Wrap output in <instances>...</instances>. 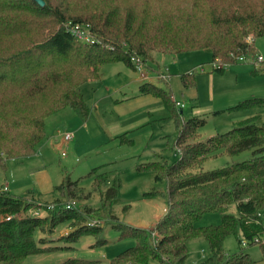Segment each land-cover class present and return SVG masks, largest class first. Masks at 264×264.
Here are the masks:
<instances>
[{"label": "trees", "instance_id": "obj_1", "mask_svg": "<svg viewBox=\"0 0 264 264\" xmlns=\"http://www.w3.org/2000/svg\"><path fill=\"white\" fill-rule=\"evenodd\" d=\"M0 0V168L5 162L34 154L46 137L44 121L63 108H71L85 120L90 109L79 89L87 80L97 79L103 64L121 61L133 69L130 54L143 60L152 52L179 53L206 50L212 62L232 63L234 56L253 52L247 37L264 35V0ZM89 26L95 41L81 42L71 36L64 23ZM222 72L223 65L213 67ZM194 73L180 74L182 86L194 83ZM139 92L162 100L177 127L175 147L178 158L142 162L137 170L153 172L155 182L166 183L165 213L153 229L159 235L155 244L150 228L117 222L112 225L120 237L133 239V245L111 258L110 264H186L188 243L205 241V257L195 264H252L240 246L256 243L264 251V97L251 96L225 109L254 114L239 119L229 130L197 140L205 119L197 116L180 122L179 112L168 91L145 81ZM118 138L131 144L126 133ZM250 150L245 160L204 170L203 162L220 152L235 155ZM93 167L92 188L100 194L98 207L81 211L66 209L65 203L42 217L22 216L4 219L36 205V200L0 189V264H22L32 254L57 249L44 246L39 232H52L61 223L76 225L86 218L116 219L113 204L121 187L116 173ZM77 181L63 180L55 185L59 195L74 196ZM73 190V191H72ZM151 193H157L153 190ZM60 196V197H61ZM57 202L59 198L55 199ZM231 205L235 213L228 212ZM217 212L220 222L200 226L203 214ZM100 229L79 226L66 240L84 234L97 238ZM233 235L238 249L226 253L224 239ZM101 238V237H100ZM98 239V238H97ZM101 238L93 245L101 244Z\"/></svg>", "mask_w": 264, "mask_h": 264}, {"label": "rangeland", "instance_id": "obj_2", "mask_svg": "<svg viewBox=\"0 0 264 264\" xmlns=\"http://www.w3.org/2000/svg\"><path fill=\"white\" fill-rule=\"evenodd\" d=\"M253 38V52L245 53V57L260 54L264 60V35ZM153 57L160 66H158L159 72L170 77L166 80L170 81L173 98L183 104L176 110L181 111L179 112L180 122L193 116L205 119V123L198 128L197 140H204L210 135L225 132L239 119L258 111L257 109L236 112L224 110L213 113L217 109H224L226 106L235 104L238 99L251 96V93L234 92L235 87L232 86L237 81L235 76L238 67L242 70V74L238 75L239 85L248 82H264V71L256 70L251 62L235 60L232 63L223 64V71L218 72L212 70L211 56L206 50L179 53L154 52ZM199 66H202L203 70H200ZM188 71L194 73V83L189 87H183L180 74ZM100 75L101 79L98 82L103 86H114L120 78L119 74H115V71L109 68V65L102 66ZM164 82L161 83L162 86L169 87L167 82ZM91 85H94L93 80L81 85V91L86 90L87 94L91 93L93 89ZM112 88L114 87H109V92ZM126 90L129 94L141 95L136 87H128ZM117 96L122 98V95ZM255 96L264 97V91ZM130 99L127 115L131 114L130 118L134 119L145 115V111L141 109L143 103L139 107L138 98ZM67 109L69 108L59 110L45 118L46 137L35 149V152L40 153L6 160L5 170L0 168V189L6 185L9 192L28 198L31 196L41 198L43 204L52 206L51 209L70 200H75L74 209L77 211L85 207L95 208L99 206L100 194L92 188L93 176L89 174V171L93 167H100L101 170L116 173L121 180V187L113 204V214L116 219L86 218L76 225L69 222L61 223L50 233L37 231L35 236L42 238L45 242L44 246L58 248L29 255L22 264H110L112 257L133 245L132 238L120 237L118 230L112 227L114 223L119 221L130 226L148 229L150 224L166 211L165 181L155 182L152 171L136 169L139 163L163 160L159 156H153L152 152L160 154L167 163H172L178 158L179 151L175 147L176 126L174 120L168 117V111L162 100L156 99L155 106L150 110L149 122L131 133L129 136L132 138L131 144L122 146H119L117 141L113 143L103 137L97 138L95 135L99 130L98 126L92 129L88 124L86 128L80 126L74 129L78 122L74 123L73 118L63 114L71 111ZM261 115L264 119V111ZM120 117L123 118L124 115ZM62 130L72 132L73 137L70 141L64 140L62 135L57 136V133ZM250 156V150H244L235 155L220 152L205 159L202 168L209 170L227 163L245 160ZM65 179L77 181L73 187L74 196L67 194L61 196L58 190L54 189L55 185ZM47 185H49L48 188L53 185L50 192L47 190ZM153 190H157V193H151ZM159 191H162L164 195H160ZM57 198H59L58 202L55 200ZM228 212L235 213V206L231 205ZM261 219L264 228V211L261 212ZM92 221H94L93 224H91ZM219 222V213L208 212L202 215L196 225H215ZM81 225L100 229L97 233L98 239L92 234L82 233L77 240L67 241V235ZM100 237L105 240L101 244L93 245L96 240H101ZM223 246L226 253L234 252L239 247L233 235L226 236ZM240 246L249 254L253 260L252 264H264V251L258 243L244 246L240 244ZM188 251L186 264L201 261L206 255L205 241L201 238L190 240ZM150 264H156V262H150Z\"/></svg>", "mask_w": 264, "mask_h": 264}, {"label": "crops", "instance_id": "obj_3", "mask_svg": "<svg viewBox=\"0 0 264 264\" xmlns=\"http://www.w3.org/2000/svg\"><path fill=\"white\" fill-rule=\"evenodd\" d=\"M252 40H254V38L252 36H250L248 41L251 44V46H253ZM153 53L154 52H152L150 55V58L146 60V75H147V77L145 79H141L139 77V75L132 68L127 66L125 63L118 61V62L107 63V64L102 65V66L109 65V68L113 69L115 71V74H119L118 77H120V78L117 79L116 85H114V86L104 85L103 86L102 83L100 84L98 82L101 79L100 74H101L102 66L100 68L99 77L97 79H90V80H87L84 83H82L81 85L85 84L86 82L92 81V80L94 81V85H91V87H93L92 92L89 94L86 93V90L81 91V87H79V89L83 95L84 101H85L86 105L88 106V108L90 109L89 116L85 120H81L76 115V113L69 107H66V108H69L67 110H71V111H66L67 113H65V112L63 113L65 115H68L69 117L73 118L75 121L74 123L78 122L76 128H74V129H77L80 126L82 128H86V127H88V124L90 125V127L92 129H96V126H98L97 128H99V130H97V133L95 135L97 138L103 137L106 140H109V141L111 140L113 143L115 141H117V144L119 146H122L124 144L120 143L118 138H115V137H117L121 134L126 133V137H128L129 139L132 140V138L129 137L131 135V133L149 122L150 110L152 109L153 106H155L156 99H158V97L152 96L150 94H142V93H141V95L135 96L136 94H129L126 89H128V87H136V90L139 92V85L145 81L151 82V83L155 84L156 86L164 89L165 91H168L171 94V99L175 102L176 108H178L179 106L176 104L177 100H175L173 98L174 96H173V93H172V90L170 87L171 86L170 81L169 80H163V82L165 81L164 83L167 82L166 84L169 86L167 88L163 87L161 84L163 82H162V78H160V76H159V74H161L159 72L160 66L157 64L158 63L157 60L153 57ZM118 64H120V65H118ZM154 64H155V67H154ZM239 74H242V70L238 67L237 73L235 76V80H237V81L235 82V85L232 86V87H235L234 92H244V93H248V94L251 93V96H255V95H258L259 93H261V91H264V82H253V83L248 82V83H243L242 85H239L238 84L239 83L238 82V79H239L238 75ZM109 87H114V88H112L109 92V90H108ZM117 95H122L121 96L122 98H119L120 96L118 97ZM133 97H136V99L138 98L137 99V101H138L137 105L139 107H141L140 105L143 103V107L141 109H143V111H145V115H142L136 119L130 118L131 114L127 115V113H128L127 105H129L131 103L130 98H133ZM233 97H235V95ZM238 98H239V96H238ZM239 100L240 99H238L237 101H239ZM226 107H229V106H226ZM217 110H221V109H217ZM57 112H59V111H57ZM179 112H181V111H179ZM168 114H169V112H168ZM121 115H124V117L121 118L120 117ZM168 117H169V115H168ZM94 121H95V123H92ZM64 131H67V130H62V131L58 132L57 136H60L61 133ZM177 131L178 130L176 127V134H177ZM54 136L56 137V135H54ZM36 152L40 153L39 151H36ZM36 152H34V153L36 154ZM151 154L153 156H156V157L159 156V157H161V159L164 160V158L158 153L152 152ZM26 158H28V157H26ZM26 162H29V161H26ZM25 165H27V164L25 163ZM4 186L8 190L7 186L6 185H4ZM42 186H43V184H42ZM48 186L49 185H47V188H48ZM50 186L53 187V185H50ZM51 187L47 189L48 192L51 191ZM164 190L166 191V188ZM159 193L162 196L164 195V194H162V191H159ZM29 198H32L33 200H36V201H41V198H38V197L31 196ZM157 220L155 219V221L150 224V227L153 226Z\"/></svg>", "mask_w": 264, "mask_h": 264}, {"label": "built area", "instance_id": "obj_4", "mask_svg": "<svg viewBox=\"0 0 264 264\" xmlns=\"http://www.w3.org/2000/svg\"><path fill=\"white\" fill-rule=\"evenodd\" d=\"M63 26H64V29L71 36H73L75 39H77L78 41L87 42V43L95 41V38L90 33L89 26L87 24L75 23V22H72V21H66ZM249 37H247V41L249 40ZM129 59H130V61L132 63L133 70L139 75V77L141 79H145L147 77V75H146V61L143 60L138 55L133 54V53L130 54ZM234 59L235 60H239V61L247 60V61L252 63V65L254 66V68L256 70L264 71V60H263V58H262V56L260 54L251 55L250 57L247 58V57H245V53H243V54H239L237 56H234ZM220 65H223V64H218L216 62H212V68L220 66ZM199 69L203 70L202 66H199ZM188 72L190 73L191 71H188ZM159 76H160V78H162L164 80H166L169 77L167 74H159ZM176 104L179 107L183 106V104L179 103V102H176ZM61 135L63 136V139L66 140V141H70L72 139V137H73V135H72V133L70 131H64V132L61 133ZM2 189L5 190L6 187L3 186ZM74 206H75V200H70V201H68V202H66L64 204V207L66 209H72V208H74ZM51 207L52 206L47 204V203L43 204L41 201H36V205L35 206L29 207L26 210L15 212L13 214H6L3 217L6 220L11 219V218H19V217H22V216L42 217V216L45 215V213L48 210L51 209ZM259 215L261 216V212L259 213ZM95 221H97V220H95ZM93 223H94V221L91 222V224H93ZM154 225L150 227V229H151V231H150V240H151L152 244H155L158 241V239H159L158 233L156 232V230L153 229ZM253 241L256 242V243L259 242V238L255 237V238H253ZM246 244H247L246 240L242 239L241 240V245L244 246ZM156 264H169V263L168 262H164V263H156Z\"/></svg>", "mask_w": 264, "mask_h": 264}, {"label": "water", "instance_id": "obj_5", "mask_svg": "<svg viewBox=\"0 0 264 264\" xmlns=\"http://www.w3.org/2000/svg\"><path fill=\"white\" fill-rule=\"evenodd\" d=\"M39 5H43L44 1L43 0H35Z\"/></svg>", "mask_w": 264, "mask_h": 264}]
</instances>
